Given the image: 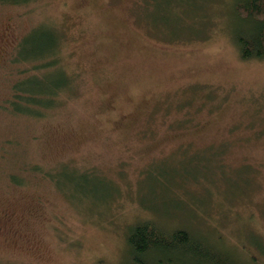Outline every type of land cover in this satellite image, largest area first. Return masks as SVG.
I'll list each match as a JSON object with an SVG mask.
<instances>
[{
	"label": "rangeland",
	"instance_id": "obj_1",
	"mask_svg": "<svg viewBox=\"0 0 264 264\" xmlns=\"http://www.w3.org/2000/svg\"><path fill=\"white\" fill-rule=\"evenodd\" d=\"M235 2L0 0V264H129L144 219L264 256V57ZM38 30L69 84L15 114Z\"/></svg>",
	"mask_w": 264,
	"mask_h": 264
},
{
	"label": "trees",
	"instance_id": "obj_2",
	"mask_svg": "<svg viewBox=\"0 0 264 264\" xmlns=\"http://www.w3.org/2000/svg\"><path fill=\"white\" fill-rule=\"evenodd\" d=\"M2 1L28 3L32 0ZM235 1L234 11L245 23L235 32L241 56L246 59L264 57V0ZM52 35L48 31L38 30L34 37H39L43 41L42 46L34 48V53H31L27 46L21 50L27 51L26 54L18 51L14 53L13 63L28 61L31 67L17 68L20 78L14 82L13 95L6 106L12 113L42 114V109L55 103L56 97L69 84L66 76L63 78L58 72L55 74L44 71L46 67L51 66H55L56 69L55 63L58 61L53 54L57 43ZM49 54H52L50 59L41 63L42 65L34 61L35 57L44 58ZM129 229L126 237L127 252L130 254L129 264H264L263 251L262 255L256 252L245 254L246 247H243L241 252L238 247L234 248L228 244L222 235L219 236L220 243L225 247L216 246L207 239L193 234L189 229L177 227L175 230L167 231L149 219L134 222ZM241 253H244L243 257Z\"/></svg>",
	"mask_w": 264,
	"mask_h": 264
}]
</instances>
